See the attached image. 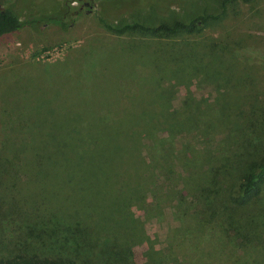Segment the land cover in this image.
<instances>
[{"label":"trees","instance_id":"1","mask_svg":"<svg viewBox=\"0 0 264 264\" xmlns=\"http://www.w3.org/2000/svg\"><path fill=\"white\" fill-rule=\"evenodd\" d=\"M236 1L253 0L222 3ZM209 18L218 16L198 15L156 26L105 25L116 34L138 32L170 40L162 48L135 47L153 53L140 65L156 80L150 92L154 95L141 106L133 94L126 95L124 107L116 106L123 100L119 95L116 107L108 111L74 105L63 111L27 110V144L0 155V171L11 173L10 180L0 176V264H169L157 256L141 217L156 197L154 175L167 166L172 152L194 165V172L185 168L188 173L182 180L183 190L195 202L191 210L197 218L191 236L197 239L186 246L183 262L173 263L264 264V205L251 209L264 204V104L261 92L251 88L254 81L240 86L233 74L243 69L246 58L232 59L222 47L211 46L219 67L210 72L198 61L206 51L183 42L198 35L199 20ZM23 27L14 10L0 8V37ZM189 60H195L196 67L189 68L186 77L166 76L172 66ZM134 71L125 81H133ZM202 75L208 80L200 79ZM134 81L120 83L131 88ZM205 82L217 93L213 102L203 104L192 93L195 83ZM240 90L253 97L242 93L239 103L228 107L229 97ZM180 91L184 98L175 108L172 100ZM196 128L201 140L205 133L215 135L222 129L235 164L231 165V156L204 145L193 146L195 157L186 147L175 149L177 135ZM19 153L24 155L21 162ZM181 202L177 206L187 218L190 208Z\"/></svg>","mask_w":264,"mask_h":264},{"label":"rangeland","instance_id":"2","mask_svg":"<svg viewBox=\"0 0 264 264\" xmlns=\"http://www.w3.org/2000/svg\"><path fill=\"white\" fill-rule=\"evenodd\" d=\"M83 2H88L89 6H85ZM222 2L223 0H0L1 9L14 10L24 23L21 30L0 37V155L10 151L14 145L19 147L22 142L27 144V110L63 111L74 105L90 109L98 107L108 111L116 106L124 107L128 102L126 95L136 94L139 106L147 97L154 95L150 94L155 86L154 74L141 70L140 65L148 61L153 53L148 48L135 47L150 45L157 49L167 45L170 40L151 38L138 32L116 34L106 29V24L121 26L124 23L138 22L156 26L164 22H186L198 15H217L218 19L209 18L204 23L199 20L198 35L183 38V42L206 51L202 61H198L207 71L219 67L218 62L213 61L212 51H209L211 46L216 49L222 47L226 56L233 55L232 59L242 61L246 58L243 69H236L233 74L239 85L249 84V80L254 81L256 87L251 88L258 94L261 92L259 98L264 104V0L248 3L236 1L225 6ZM172 55L174 56V52ZM155 58H158L157 53ZM195 67V60L184 61L172 66L171 71L168 69L166 76H170L172 80L186 77L189 68L194 70ZM129 71H134L130 77V80H135L131 88L120 83L133 82L125 81ZM203 73L204 71L201 72ZM199 78L208 80L205 75ZM216 93L215 86L205 82L195 83L192 95L197 102L205 104L207 101L213 102ZM242 93L247 98L253 97L251 93L240 90L232 93L226 105L235 107L239 96H243ZM119 95L123 100L115 106L113 104ZM183 98L182 92H178L172 105L179 108ZM197 128L178 134L174 139L175 149L186 147L187 151L190 150V157H195L193 146L204 145L216 154L231 156V165L235 164V154L232 155V151L227 150L228 143L225 142L222 129L215 135L205 133L206 137L201 140ZM174 154L176 152L168 157L167 166L157 169L154 175L156 197L151 198L141 217L146 232L159 251L157 256L169 264H174L173 259L181 261L186 246L197 239L195 236L191 238L195 233L192 226L196 227L197 223L191 210L195 202L183 190L182 180L190 169L194 172L195 168L186 156L180 158V154L178 157ZM19 155L18 160L21 162L24 155ZM185 168L188 169L187 172ZM179 172L180 175L177 176ZM10 174L0 171V176L5 180H10ZM177 191L184 193L178 194ZM148 195L151 197V194ZM179 200L182 201V206L190 208L187 218L177 206ZM263 205L256 203L251 209L253 211L257 206ZM199 206L198 201L197 209ZM150 207L154 210L147 211ZM182 219L185 221L184 225Z\"/></svg>","mask_w":264,"mask_h":264},{"label":"flooded vegetation","instance_id":"3","mask_svg":"<svg viewBox=\"0 0 264 264\" xmlns=\"http://www.w3.org/2000/svg\"><path fill=\"white\" fill-rule=\"evenodd\" d=\"M85 6H89V3L88 2H83Z\"/></svg>","mask_w":264,"mask_h":264}]
</instances>
